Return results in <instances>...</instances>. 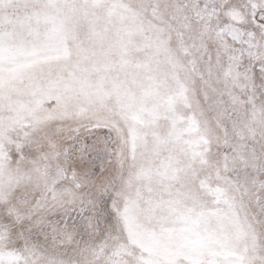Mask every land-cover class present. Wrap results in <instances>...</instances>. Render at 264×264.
Returning a JSON list of instances; mask_svg holds the SVG:
<instances>
[{
    "label": "snow or ice",
    "instance_id": "obj_1",
    "mask_svg": "<svg viewBox=\"0 0 264 264\" xmlns=\"http://www.w3.org/2000/svg\"><path fill=\"white\" fill-rule=\"evenodd\" d=\"M0 264H264V0H0Z\"/></svg>",
    "mask_w": 264,
    "mask_h": 264
}]
</instances>
